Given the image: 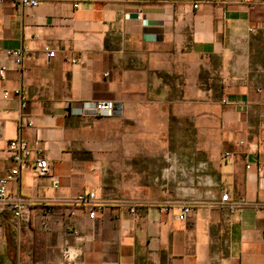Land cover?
<instances>
[{"label":"crops","instance_id":"crops-1","mask_svg":"<svg viewBox=\"0 0 264 264\" xmlns=\"http://www.w3.org/2000/svg\"><path fill=\"white\" fill-rule=\"evenodd\" d=\"M74 1L0 0V49H22L19 66L0 56V175L17 137L50 162L7 184L30 219L0 213V264H264V0ZM102 100L113 116L85 112ZM118 152L146 200L110 187ZM88 192L93 217L73 202Z\"/></svg>","mask_w":264,"mask_h":264},{"label":"built area","instance_id":"built-area-1","mask_svg":"<svg viewBox=\"0 0 264 264\" xmlns=\"http://www.w3.org/2000/svg\"><path fill=\"white\" fill-rule=\"evenodd\" d=\"M15 5L22 7H32L39 3V0H12ZM81 0H75L73 7H78ZM195 7L197 5H194ZM45 54L48 58L54 56L55 51L48 46L44 47ZM0 56L11 57L16 65L21 64L22 49L21 48H4L0 49ZM74 61V60H72ZM5 67H0V77H3ZM3 97H7L9 91L1 89ZM18 96L20 100V115L18 120L19 127H30L33 125L31 117L25 112L26 108V95L21 88H15L12 91ZM116 111V105L111 100L94 101L85 106V112L91 116H112ZM6 157L12 163V167L9 171L0 175V213L8 212L15 219L17 224L26 222L30 219L29 203L26 198L21 195L12 194L7 188L9 181H17L24 169L31 168L38 175H46L50 170V162L46 157L43 149L38 146L36 141H28L23 137H17L9 140L6 145ZM227 153L224 154L226 156ZM222 202H228V192H222L220 197ZM95 195L92 192L80 193L74 199L75 204L86 207L88 210V216L93 217L94 213L100 210V206L94 203ZM244 198L240 199L239 204H243ZM237 203H230V209L234 210L238 207ZM189 211V207L182 208L181 214L177 217L183 219L186 213ZM68 229L74 233L72 223H68Z\"/></svg>","mask_w":264,"mask_h":264},{"label":"rangeland","instance_id":"rangeland-1","mask_svg":"<svg viewBox=\"0 0 264 264\" xmlns=\"http://www.w3.org/2000/svg\"><path fill=\"white\" fill-rule=\"evenodd\" d=\"M114 115V114H113ZM112 115V116H113ZM126 122V126H128V121ZM122 121V123H125ZM184 133L181 134L180 136L177 135V133ZM188 129H187V121L183 120H176V119H170L169 120V134L166 137L168 140V143L172 145H185L188 143ZM123 139V138H122ZM123 144V141H121ZM116 163L118 166L116 168L114 167H107L106 173L107 176L112 181V177L114 178L113 180H116V183H110V187L117 192L118 194L121 195H126L128 199H132L135 196H141L143 197V200L145 199V196L148 195V191H146L147 185H145L143 188L141 187L140 183L138 184H131L130 181V169H128V166H125V163L128 164V160L124 158V153L123 152H118L117 157H116ZM150 187V192L154 194L155 192V186L154 185H149ZM142 188V189H141Z\"/></svg>","mask_w":264,"mask_h":264},{"label":"water","instance_id":"water-1","mask_svg":"<svg viewBox=\"0 0 264 264\" xmlns=\"http://www.w3.org/2000/svg\"><path fill=\"white\" fill-rule=\"evenodd\" d=\"M137 15L135 13L131 14L130 17H136Z\"/></svg>","mask_w":264,"mask_h":264}]
</instances>
